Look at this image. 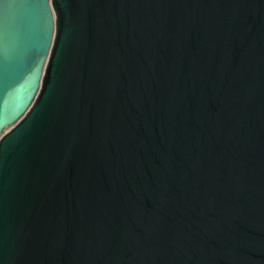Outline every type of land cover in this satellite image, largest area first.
I'll return each mask as SVG.
<instances>
[{"label":"water","instance_id":"95a60500","mask_svg":"<svg viewBox=\"0 0 264 264\" xmlns=\"http://www.w3.org/2000/svg\"><path fill=\"white\" fill-rule=\"evenodd\" d=\"M0 264H264V0H0Z\"/></svg>","mask_w":264,"mask_h":264}]
</instances>
